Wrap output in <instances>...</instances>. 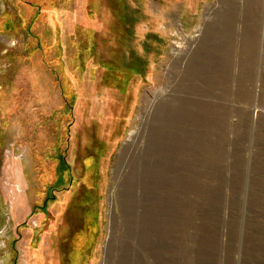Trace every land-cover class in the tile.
I'll return each instance as SVG.
<instances>
[{"label": "rangeland", "instance_id": "rangeland-1", "mask_svg": "<svg viewBox=\"0 0 264 264\" xmlns=\"http://www.w3.org/2000/svg\"><path fill=\"white\" fill-rule=\"evenodd\" d=\"M0 264H264V0H0Z\"/></svg>", "mask_w": 264, "mask_h": 264}]
</instances>
